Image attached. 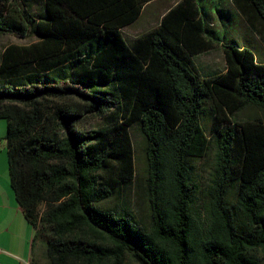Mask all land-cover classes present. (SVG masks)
<instances>
[{"label":"trees","instance_id":"trees-1","mask_svg":"<svg viewBox=\"0 0 264 264\" xmlns=\"http://www.w3.org/2000/svg\"><path fill=\"white\" fill-rule=\"evenodd\" d=\"M153 1L0 0V36L36 40L0 52L33 248L45 264H262L264 57L249 37L264 44V0H178L126 38ZM218 47L224 70L197 65Z\"/></svg>","mask_w":264,"mask_h":264},{"label":"crops","instance_id":"crops-1","mask_svg":"<svg viewBox=\"0 0 264 264\" xmlns=\"http://www.w3.org/2000/svg\"><path fill=\"white\" fill-rule=\"evenodd\" d=\"M5 137L6 123L0 122V264H45L42 249L33 248V228L10 186Z\"/></svg>","mask_w":264,"mask_h":264},{"label":"rangeland","instance_id":"rangeland-1","mask_svg":"<svg viewBox=\"0 0 264 264\" xmlns=\"http://www.w3.org/2000/svg\"><path fill=\"white\" fill-rule=\"evenodd\" d=\"M178 0H156L152 3L146 5L139 17V19L132 24L129 27H126L123 29V33L126 38L132 39L133 37H136L137 35L143 33L147 29H150L154 26H156L162 16V14L171 6H173ZM235 28L237 31H239L241 34L248 33V29L242 24V22H238L236 24ZM249 41L257 48V55L259 58L264 57V44L263 42L258 38L254 36L249 37ZM36 41L35 38L32 37H17V36H0V52L3 50L4 47H6L9 44H16V45H26L30 44L32 42ZM197 65H201L203 67H207L209 69L213 70H224L226 66L225 62V56L222 52V48L218 47L212 52L203 55L201 58H199ZM247 115H261L258 112L255 111H247ZM0 122H5V120L1 119ZM96 123L95 120H92L90 122V126H94ZM142 163L138 164V175L139 177L142 175ZM132 197L134 201V207L135 210L139 215H144L145 208L141 201L140 194L138 191V188H134L132 192ZM262 264H264V258L262 260Z\"/></svg>","mask_w":264,"mask_h":264},{"label":"built area","instance_id":"built-area-1","mask_svg":"<svg viewBox=\"0 0 264 264\" xmlns=\"http://www.w3.org/2000/svg\"><path fill=\"white\" fill-rule=\"evenodd\" d=\"M25 264H31V262L28 261V262H26Z\"/></svg>","mask_w":264,"mask_h":264}]
</instances>
